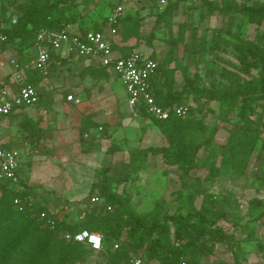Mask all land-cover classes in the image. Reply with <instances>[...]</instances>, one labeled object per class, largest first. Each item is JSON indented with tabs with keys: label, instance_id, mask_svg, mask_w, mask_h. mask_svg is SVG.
I'll list each match as a JSON object with an SVG mask.
<instances>
[{
	"label": "trees",
	"instance_id": "16d2710c",
	"mask_svg": "<svg viewBox=\"0 0 264 264\" xmlns=\"http://www.w3.org/2000/svg\"><path fill=\"white\" fill-rule=\"evenodd\" d=\"M203 2L211 6L208 0ZM15 3L17 2H9L11 5ZM108 6L112 9L113 2L109 1ZM178 7V2L171 1L162 11L156 12L155 25L164 24L171 28L172 17ZM16 9L21 13L20 16H12L11 26L0 27L1 51H6L18 40L22 51L35 48L40 29L63 31L77 25L78 34L85 35L90 31L103 32L108 21V18H105L100 24L87 27L80 20L77 0H23ZM226 10L244 14L252 24H264V2L242 7L234 0H227ZM142 25L143 17L128 14L119 24L122 41L128 43L131 40H142ZM70 33L77 34L72 31ZM155 38L156 32L152 31L149 43ZM137 46L136 43L122 49V55L137 51ZM202 48L205 49V45ZM236 52L242 71L250 79L240 80L237 74L223 70V77L238 79V83L241 82L239 86L228 88L225 92L215 83L201 87L198 76L186 77L182 88L176 89V68L169 67L172 63L171 50L163 62H160L155 54L150 55L158 62L156 74L151 78V90L156 103L161 107L186 104L190 109L185 118L157 120L148 115L161 135L166 138L168 145L132 150L129 153L128 165L132 173H139L144 170L149 156H161L168 167H174L180 172L182 188L175 192L176 201L179 203L175 213H169L163 202L158 203L153 212L137 213L128 198L112 189V185L120 180L110 175L109 167L97 170L96 181L90 189L92 195L89 200L96 194L101 203L93 205L90 210H82V217L72 225L60 221L41 201L20 211L14 205V199H24L34 194L29 190L18 191L14 187L2 186L0 264H84L96 252L84 244L69 242L64 236L66 233L76 234L82 231L103 235L104 250L99 254L105 257V264H122L133 256L142 257L144 264H201L202 259L214 253V244H210L213 240L225 244L233 256V264H245L247 252L244 245L256 241V227L264 231V199L255 197L249 201L246 215L252 217V223H255V227H251L248 222L241 224V205L234 197L211 192L204 186L200 177H195L192 182L189 179L194 169L198 168L196 159L202 144L191 143L188 138L197 131L205 132L207 129L202 120L194 115L195 110L189 100L197 105L196 111L199 113H203L205 107L213 102L227 107L240 102L239 116L250 129L256 130L257 135L253 142L260 139L261 151L264 153L260 122L253 118L257 112L256 108L264 107V33L258 41L237 44ZM88 71L96 73L94 77L98 78L110 76L107 68H91ZM253 71H256V76ZM29 84L34 86L31 81ZM140 111L147 115L143 109ZM83 136L84 132L81 133V138L85 143ZM252 149L251 146L248 157ZM232 151L230 141L224 151L226 156L221 167L209 164L207 157L204 159L203 166L209 171L210 179L227 174L230 169L238 171L231 156ZM262 182L264 184V170ZM198 199L199 207L196 205ZM108 207L111 211H108ZM43 212H47L56 220L54 227L41 219ZM221 223L230 224L235 233L227 234ZM116 245L117 249L114 248ZM257 247L264 259V240L259 241Z\"/></svg>",
	"mask_w": 264,
	"mask_h": 264
},
{
	"label": "rangeland",
	"instance_id": "374dc122",
	"mask_svg": "<svg viewBox=\"0 0 264 264\" xmlns=\"http://www.w3.org/2000/svg\"><path fill=\"white\" fill-rule=\"evenodd\" d=\"M11 1L17 3L11 5L9 4ZM171 1L179 4L178 10L173 14L171 28L164 24L156 26L155 13L162 11ZM208 1L211 6L206 5L203 0H167L164 6H160L159 1L154 0H133L132 14L143 17L141 28L143 39L132 40L131 43L138 44L136 48L138 51L148 55L155 54L160 62L169 56L171 50L172 63L169 67L176 68V89L182 88L186 77L195 76H198L201 87L215 83L225 92L228 88L239 86L241 82L238 83V79L223 77V70L237 74L240 80L250 79L241 69L236 45L246 41H258L264 33V24L262 26L252 24L244 14L227 11V0ZM234 1L242 7L264 2V0ZM22 2L23 0H0V27L11 26L12 16H20L21 13L16 8ZM77 4L80 8V20L87 27L100 24L106 18L108 12L106 0H77ZM73 28L76 29L77 25ZM152 31L156 32V38L149 43ZM203 45L205 49L202 48ZM253 74L256 76V71H253ZM235 80L237 82H234ZM87 89V99H91L92 96L96 99L101 98L103 108H130L129 117H126L131 121L129 132L125 136L122 133L118 135L121 146L110 147L114 155L122 153L120 155L122 159L118 162L120 172L118 177H115L120 182L113 184L112 189L128 198L137 213L153 212L160 202L164 203L169 213H175L179 207L175 192L182 188L180 172L174 167H168L161 156H149L144 170L139 173H132L128 165L130 151L141 146L168 145L166 138L153 124L152 118L140 110L131 108L117 80L111 85V91L110 87L109 90L106 86L99 89V86L92 84ZM189 102L195 110L194 115L207 127L205 132L197 131L188 138L191 143L202 144L196 159L198 168L192 172L190 181L200 177L204 181V186L211 192L234 197L241 205L243 214L241 224L248 222L251 227H255V223H252L253 218L246 215V210L251 199L255 197L264 199L262 141L258 139L253 142L257 132L250 129L239 116L240 102H236L232 107L213 102L205 107L203 113L197 112V105L191 100ZM256 109L253 118L260 122L261 136L264 138V107L258 106ZM124 137L129 143L125 144ZM230 141L233 146L231 156L238 171L230 169L229 173L210 179L209 171L203 166L204 159L207 157L209 164L221 167L226 156L224 151ZM251 146L253 151L248 157ZM77 172L80 173V170ZM87 179L92 180V171L84 178ZM89 197L84 201L82 210L87 211L94 207L90 204ZM56 205L58 212H63L65 216L64 222L68 224H76L82 217L80 213L82 210L65 213L66 203L60 201ZM196 205L200 206V199L196 201ZM48 211L58 216L57 213H52L49 209ZM220 225L227 234L235 233L230 224ZM256 233V241L244 245L247 252L245 264H264L263 256L257 247L258 242L264 240V231L256 227ZM210 244H214V253L202 259L201 264H233V256L225 244L215 240ZM84 264H105V257L96 253Z\"/></svg>",
	"mask_w": 264,
	"mask_h": 264
},
{
	"label": "crops",
	"instance_id": "0c3cea01",
	"mask_svg": "<svg viewBox=\"0 0 264 264\" xmlns=\"http://www.w3.org/2000/svg\"><path fill=\"white\" fill-rule=\"evenodd\" d=\"M133 8L132 1L128 14H132ZM112 10L108 6L106 18ZM69 30L78 33L74 28ZM104 32L108 35L107 28ZM131 41L123 42L119 35L114 48L122 54V49L134 45ZM36 58V48L22 51L19 40L6 51L0 50V102L4 99L3 90L18 88L13 78L14 60L19 63L25 81L33 82L39 93L36 106L17 109L0 122V143L21 153L18 189L31 191L64 221L63 212L56 208L57 202L67 204L65 213L81 211L98 169L109 167L110 175L118 177L122 153L114 155L110 147L121 146L118 135L125 136L129 132L131 121L126 117L130 108H103L101 98L87 99L89 85H97L99 89L106 86L108 90L110 87L111 91V85L117 80L128 100L115 74L110 72L108 78H98L94 77L96 73L88 71L99 69L94 61L69 55L63 49L53 53L50 73L42 76L33 70ZM71 94L78 102L67 100ZM126 140L124 137L125 144L129 143ZM146 147L149 146H141ZM90 171L92 180H84Z\"/></svg>",
	"mask_w": 264,
	"mask_h": 264
},
{
	"label": "built area",
	"instance_id": "2783aa9c",
	"mask_svg": "<svg viewBox=\"0 0 264 264\" xmlns=\"http://www.w3.org/2000/svg\"><path fill=\"white\" fill-rule=\"evenodd\" d=\"M114 4L113 10L108 17L107 31H90L85 35L71 34L69 30L49 31L40 29L37 33L36 52L37 58L33 63V70L42 76H48L52 54L65 50L69 55H75L94 61L99 68H107L120 80L125 89L128 103L133 109H143L147 115L157 120H168L171 117L184 118L189 114L190 107L186 104L180 106L161 107L156 103L151 90V78L156 74L158 62L149 55L134 51L123 56L114 49L116 38L120 35L119 24L127 16L133 0H109ZM159 5L164 6L167 0H159ZM13 78L18 84L16 90H3V100L0 102V122L10 116L17 109H25L36 106L39 102L38 90L27 83L17 61H13ZM68 101L78 102L74 96L68 95ZM20 151L8 148L0 143V188L2 186L18 188L21 185L20 177ZM1 195V190H0ZM14 205L20 211L40 202L35 195L24 199L16 197ZM101 203L95 194L90 198L91 205ZM111 211V208H107ZM41 219L51 227L56 225V220L47 212L41 214ZM65 238L69 242L84 244L96 253L103 252L104 238L99 233L82 231L76 234L66 233ZM117 249L118 246L116 245ZM122 264H144L140 256H133L129 261ZM181 264H187L182 262Z\"/></svg>",
	"mask_w": 264,
	"mask_h": 264
}]
</instances>
